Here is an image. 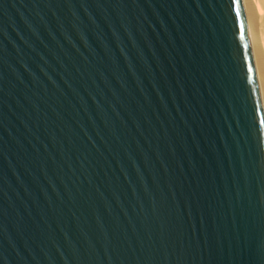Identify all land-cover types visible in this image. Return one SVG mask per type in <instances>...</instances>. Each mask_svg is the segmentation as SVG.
<instances>
[{
	"label": "water",
	"instance_id": "water-1",
	"mask_svg": "<svg viewBox=\"0 0 264 264\" xmlns=\"http://www.w3.org/2000/svg\"><path fill=\"white\" fill-rule=\"evenodd\" d=\"M0 264H264L241 0H0Z\"/></svg>",
	"mask_w": 264,
	"mask_h": 264
},
{
	"label": "bare ground",
	"instance_id": "bare-ground-1",
	"mask_svg": "<svg viewBox=\"0 0 264 264\" xmlns=\"http://www.w3.org/2000/svg\"><path fill=\"white\" fill-rule=\"evenodd\" d=\"M264 122V0H241Z\"/></svg>",
	"mask_w": 264,
	"mask_h": 264
}]
</instances>
